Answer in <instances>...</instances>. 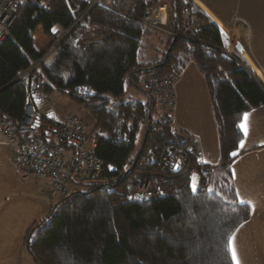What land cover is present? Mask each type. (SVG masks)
<instances>
[{"label":"trees","instance_id":"obj_1","mask_svg":"<svg viewBox=\"0 0 264 264\" xmlns=\"http://www.w3.org/2000/svg\"><path fill=\"white\" fill-rule=\"evenodd\" d=\"M157 4L137 0L132 18L93 7L37 70L42 85L35 101L56 93L89 109L94 125L86 133L97 140L94 155L102 173L72 181L28 229L22 249L33 264H233L229 238L252 213L238 203L229 183V166L236 158L230 153H238L243 140L238 124L244 114L264 106V91L240 56L225 54L222 32L197 9L198 29L188 39L170 37L163 49H151L155 57L148 61L145 39L154 31L136 19ZM86 6L84 0L18 3L0 41V118L16 140H24L17 129L26 92L16 79L44 54L33 47L35 31L48 37L50 46L53 30L71 27ZM166 6L168 24L178 33L182 2L168 0ZM86 26L106 36L77 47L74 40ZM189 63L206 84L222 169L205 187L198 183L195 192L193 176L207 165L192 160L193 139L175 130L170 112L162 111L140 85L150 76L177 78ZM125 84L139 89L143 100L124 98ZM85 88L90 94L80 93ZM42 122L44 128L53 123L44 117ZM139 123L145 126L144 137L132 157ZM34 139L45 140L43 133ZM49 144L74 156L75 148L66 142ZM179 154L187 158L183 165ZM146 182L161 194L129 201L126 184Z\"/></svg>","mask_w":264,"mask_h":264},{"label":"crops","instance_id":"obj_2","mask_svg":"<svg viewBox=\"0 0 264 264\" xmlns=\"http://www.w3.org/2000/svg\"><path fill=\"white\" fill-rule=\"evenodd\" d=\"M195 1L222 32L225 54L240 56L250 71L253 65L264 72V0ZM158 4H168V0H158ZM166 29L174 32L169 24ZM160 34L162 43L154 49H163L171 37L168 33ZM151 52L148 61L155 57V52ZM127 85L143 97L139 89ZM174 87L176 105L170 112L173 126L177 132L193 139L202 164L217 167L211 175L215 179L222 174V169L218 164V136L204 78L189 63L176 78ZM37 110L44 117L38 107ZM247 117V136L242 132L244 147L239 148L228 174L238 203L248 205L252 214L231 238L239 264H259L260 260L264 261V106L248 112ZM11 154L10 146L0 136V264H33L22 249V241L32 224L47 213L54 199L46 193L42 182L22 178L12 163ZM192 183L198 185L197 174Z\"/></svg>","mask_w":264,"mask_h":264},{"label":"built area","instance_id":"obj_3","mask_svg":"<svg viewBox=\"0 0 264 264\" xmlns=\"http://www.w3.org/2000/svg\"><path fill=\"white\" fill-rule=\"evenodd\" d=\"M26 1L35 3L49 2L50 0ZM84 1L87 6L73 25L67 29H55L52 32V42L47 51L30 69L18 75L16 79L17 82L26 87L23 116L17 129V135L24 140H16L10 125L0 118V136L12 150V163L23 179L42 182L45 185L46 193L51 198L62 196L72 181L80 182L90 177H99L102 173V164L94 155L97 140L86 133L85 126L75 116L67 115L61 123L47 124L44 128L42 116L38 112L34 100L35 91L42 85L37 70L47 56L70 34L78 23L83 21L85 15L93 7L108 9L124 18H132L131 13L137 8V0ZM19 2L20 0H0V41L5 37L6 31L14 19ZM181 2L178 33L168 32L166 29L168 25L166 4L150 7L136 20L148 30L168 33L174 38L188 39L200 26L193 14L196 2L195 0H181ZM105 36V31L86 26L84 31L74 40V43L77 47H88L92 42L102 40ZM254 69L256 68L251 65L252 75L264 91V72L256 69L257 74ZM175 80L176 78L173 76L164 78L150 76L142 82L144 89L156 99L157 105L162 111L171 112L176 105ZM80 93L90 94L87 88L80 89ZM41 133H43L45 140L34 139ZM59 142L72 145L75 148L74 156L71 157L67 151L57 149L49 144ZM189 154L192 156V160L200 165L202 157L195 146L189 149ZM178 158L181 165L187 161V158L182 154H179ZM162 161L165 162L166 159L162 158ZM216 169L215 165L199 168L197 175L201 187L206 185ZM125 191L129 201L155 199L161 194L158 186L150 187L147 182L138 186L131 183L126 184Z\"/></svg>","mask_w":264,"mask_h":264},{"label":"rangeland","instance_id":"obj_4","mask_svg":"<svg viewBox=\"0 0 264 264\" xmlns=\"http://www.w3.org/2000/svg\"><path fill=\"white\" fill-rule=\"evenodd\" d=\"M196 9L200 10L203 13V11L198 6L194 7V10ZM160 39H161V34L158 32L156 33L151 32L146 37L145 45L147 49L146 50L147 59L148 57L149 58L152 57L151 49L156 48V46H159L162 43V41L160 43ZM49 43H50L49 38L43 36L40 30L37 29L33 35V47L35 51L37 53H42V52L47 51ZM147 45L149 47H147ZM140 85H142L141 80H140ZM123 96L126 99H132V100H140V99L142 100L143 99L141 93H137L134 89H132L127 84L124 85ZM102 97L104 99L110 100V98L107 95H104ZM37 107L42 113V115L47 120L53 119L54 121H62L66 114H71L72 116H75L85 126L86 132H89L94 125V120L91 117L89 109L85 108L84 105L76 104L75 102L71 101L67 96L59 95L56 93L42 96L37 101ZM144 131H145V126L139 123L136 129V132H135V143H134V150L132 153V157L136 155V153L141 147L143 137H144ZM77 188H79V190L81 191L87 190V188L83 186H79ZM237 252L241 253L240 251H237ZM243 256L244 255L242 254L241 255L242 261H244V259H242ZM241 264H243V262ZM259 264H264V261L260 260Z\"/></svg>","mask_w":264,"mask_h":264},{"label":"snow or ice","instance_id":"obj_5","mask_svg":"<svg viewBox=\"0 0 264 264\" xmlns=\"http://www.w3.org/2000/svg\"><path fill=\"white\" fill-rule=\"evenodd\" d=\"M53 31H55V30H53ZM247 119H248L247 114H244V116L242 117V122L240 124H238V127L244 133L245 136H247V133H248L247 123H246ZM239 147L240 148L244 147V141L243 140L240 141ZM230 155L231 156H236L237 153L236 152H232V153H230ZM192 187H193V192H195L197 190L196 185L194 184ZM241 203H245V201H241ZM232 240H233V238L230 237L229 238V251L231 252L233 264H239L235 248L232 246Z\"/></svg>","mask_w":264,"mask_h":264}]
</instances>
